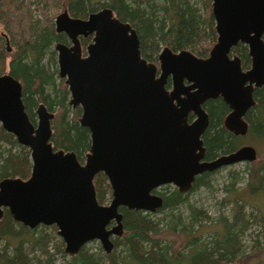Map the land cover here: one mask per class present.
I'll list each match as a JSON object with an SVG mask.
<instances>
[{
	"label": "water",
	"instance_id": "1",
	"mask_svg": "<svg viewBox=\"0 0 264 264\" xmlns=\"http://www.w3.org/2000/svg\"><path fill=\"white\" fill-rule=\"evenodd\" d=\"M212 13L218 37L209 56L166 46L159 75L158 66L142 57L136 30L111 8L87 18L67 10L58 14L56 30L71 40V45H55L59 75L66 79L70 103L82 107L80 124L91 132V147L84 163L74 151L55 149V113L40 103L35 126L22 83L9 73L0 75V123L30 149L32 160L28 179L0 181V218L8 208L29 228L56 225L69 255L93 240L109 253L112 237L124 231L121 207L156 212L164 205L153 192L158 187L174 184L187 192L199 174L255 161L252 145L204 161L201 136L209 124L203 105L217 97L231 109L227 129L248 132L245 115L256 104L255 88L264 85V0H212ZM90 35L93 41L83 56L80 37ZM239 42L248 45L252 59L246 71L238 56H229ZM191 111L197 118L190 123ZM100 172L111 185L108 204L97 199L94 178Z\"/></svg>",
	"mask_w": 264,
	"mask_h": 264
},
{
	"label": "trees",
	"instance_id": "2",
	"mask_svg": "<svg viewBox=\"0 0 264 264\" xmlns=\"http://www.w3.org/2000/svg\"><path fill=\"white\" fill-rule=\"evenodd\" d=\"M204 4L205 12L194 0H0V23L14 46L6 52L5 37L0 33V74L3 66L8 65V72L22 82L26 111L34 123L40 102L50 111H57L52 121L54 148L74 151L83 162L91 145L90 130L80 124L81 108L70 106L68 86L58 74L55 42L67 43L68 38L56 31V14L67 9L74 17L85 18L109 7L118 18L135 28L143 57L157 62L165 45L174 51L190 49L202 57L209 54L217 33L212 0H205ZM91 40L92 36L81 38L83 47ZM233 51L242 58L243 67H249L248 47L239 44ZM255 100L256 105L247 113L246 138L261 142L264 141V85L255 89ZM206 108L210 113V123L203 136L206 157L214 158L238 149L244 138L232 134L223 125L227 104L221 98L210 99ZM31 170L30 149L0 124V181L7 177L27 179ZM213 173L204 172L197 177L192 190L207 186L206 180ZM250 176L247 184L250 190L263 188L264 164ZM94 183L100 203L111 198V186L104 173H98ZM155 192L164 198V205L158 210L163 212L161 218H155L150 212L121 207L126 232L113 238V250L107 253L101 246L92 249L85 245L71 255L70 264H264V261L251 263V255L242 254L241 238L252 216L249 214L246 218L242 203L236 201L232 219L220 220L223 229L218 228L209 238H203L194 231V225L209 216L194 207L186 214L189 192H181L172 185ZM256 222H264V216H259ZM168 233L182 235L184 245L178 246L166 236ZM56 234L54 225L25 226L6 208L0 218V264H53L55 254L65 252L62 239L54 243ZM12 239L18 240L14 247ZM52 242L54 252L50 251Z\"/></svg>",
	"mask_w": 264,
	"mask_h": 264
},
{
	"label": "rangeland",
	"instance_id": "3",
	"mask_svg": "<svg viewBox=\"0 0 264 264\" xmlns=\"http://www.w3.org/2000/svg\"><path fill=\"white\" fill-rule=\"evenodd\" d=\"M194 1L201 5L203 12H205V0ZM0 32H5L1 23ZM3 43L5 51L8 52L6 49V41ZM10 46L14 48L11 40ZM8 70V65H5L3 66L2 73L8 72ZM63 81L65 82V79H63ZM70 106L72 107V105ZM72 115L73 114H70V116ZM56 116L57 111L55 112L53 120L56 119ZM242 137L244 138L242 145H252L255 147L257 151V159L253 162H239L215 171L207 178V186L200 185L196 189L189 191L188 200L190 205L187 206L185 212L186 214L189 213V210L194 207L203 210L205 214L209 216L207 219H200L199 222L194 225V231L197 234H201L203 238H209V236H211V234L218 228L223 229L220 220L232 219L233 213L236 209V201L242 203L246 218L249 214L252 215L249 217L250 225L241 238L244 251L242 254H250V261L252 263L264 261V222H256L259 216H264V187H258L259 189L253 191L248 188L247 184L250 180L251 172L256 168H261L264 164V141L260 142L251 138L247 139L246 135ZM159 189L162 190L163 187ZM110 201L111 198L106 200L103 204H108ZM162 214L163 212L159 211L153 213L155 218H161ZM200 225H203L202 228H199ZM56 235L57 238L54 240V243H57L58 241L60 242V239H62L58 235V232ZM166 236L172 238L178 246H182L185 243L184 237L178 233L177 235L168 233ZM255 241H257V244ZM17 242L18 240L12 239V246L14 247ZM87 245L92 249L101 246L100 242L97 240H94ZM54 246L55 245H53L52 242L50 245L51 252H54ZM62 246L65 248V243ZM42 259L45 258L42 257ZM71 260V255L66 252H59L55 254L53 264H70Z\"/></svg>",
	"mask_w": 264,
	"mask_h": 264
},
{
	"label": "flooded vegetation",
	"instance_id": "4",
	"mask_svg": "<svg viewBox=\"0 0 264 264\" xmlns=\"http://www.w3.org/2000/svg\"><path fill=\"white\" fill-rule=\"evenodd\" d=\"M103 9V8H102ZM65 10H67V9H64V10H62V11H60L58 14H60V13H62L63 11H65ZM99 10H101V9H99ZM99 10H97V11H99ZM68 11V10H67ZM94 12H96V11H94ZM69 13V12H68ZM58 14H56V16H55V19H56V17H57V15ZM70 14V13H69ZM213 14V13H212ZM71 15V14H70ZM72 16V15H71ZM72 17H74V16H72ZM88 17V16H87ZM87 17H85V18H87ZM78 18H83V17H78ZM55 19H54V23H55ZM214 21H215V19H214ZM133 27V26H132ZM55 28H56V24H55ZM134 28V27H133ZM135 29V28H134ZM216 29V28H215ZM57 31V30H56ZM137 32V31H136ZM1 34H2V36H4L5 37V41H6V48H7V51L8 52H10V51H12V47L10 46V37H9V35L6 33V32H0ZM60 33V32H59ZM61 33H64V32H61ZM216 33H217V31H216ZM66 36H67V38H68V42L67 43H65V42H62V41H58V42H61V43H65V44H67V45H71V40L69 39V37H68V35L66 34V33H64ZM138 34V33H137ZM90 36H92V40L87 44V46L86 47H83V45H82V42H81V38H83L84 36H81L80 37V42H81V45H82V52H83V56H86V55H88V51H87V47H88V45L93 41V35H90ZM89 37V36H88ZM139 37V36H138ZM217 37H218V34H217ZM84 38H87V37H84ZM263 39H264V35H263ZM140 40V39H139ZM216 41H217V39H216ZM58 42H55V45L58 43ZM216 43V42H215ZM214 43V44H215ZM239 44H244V43H241V42H239L236 46H238ZM244 45H246V44H244ZM167 45H165V46H163L162 47V49H161V51H160V53H159V56H160V54H161V52H162V50L164 49V47H166ZM236 46H234L233 48H232V50H231V52L229 53V56L232 58V57H234V56H238L239 58H240V60H241V66H242V69L244 70V71H246V70H248V69H250V67H251V62H250V65H249V67H247V68H244L243 67V62H242V58L239 56V54H237V53H235L233 50H234V48L236 47ZM247 47H248V45H246ZM169 47V46H168ZM213 47V46H212ZM212 47H211V49H212ZM170 48V47H169ZM54 49H55V46H54ZM171 49V48H170ZM211 49H210V51H211ZM182 50V49H181ZM188 50H190V49H188ZM55 51H56V49H55ZM140 51H141V48H140ZM174 51V50H173ZM180 51V50H179ZM191 51V50H190ZM210 51H209V54H210ZM175 52H177V51H175ZM193 52V51H192ZM194 53V52H193ZM56 54H57V63H58V52L56 51ZM195 54V53H194ZM209 54L206 56V57H202V56H199V55H197V56H199V57H202V58H207L208 56H209ZM248 54H249V48H248ZM142 55V54H141ZM249 56H250V54H249ZM142 57H143V55H142ZM143 58H145V57H143ZM250 58H251V56H250ZM146 59V58H145ZM147 60V59H146ZM148 62H151V61H149V60H147ZM251 61H252V59H251ZM152 63H155L157 66H158V74L157 75H159L160 74V60H159V57H158V61L157 62H152ZM6 73H9V72H5V73H1L0 75H2V74H6ZM9 74H11V73H9ZM58 74H59V65H58ZM12 75V74H11ZM60 76V75H59ZM15 77V76H14ZM16 78V77H15ZM61 78V77H60ZM16 79H18V78H16ZM62 79H65V78H62ZM19 80V79H18ZM66 80V79H65ZM20 81V80H19ZM21 82V81H20ZM22 83V82H21ZM170 83V86H168V84ZM65 84H66V81H65ZM67 85V84H66ZM22 86H23V84H22ZM68 86V85H67ZM166 87L168 88V89H171L172 88V81H171V78H169L168 79V82H167V84H166ZM255 89H257V88H255ZM68 90H69V88H68ZM22 92H23V90H22ZM70 92V91H69ZM217 98H221L222 99V97H217ZM254 98H255V90H254ZM22 99H23V95H22ZM212 99V98H211ZM213 99H216V98H213ZM70 100H71V95H70ZM208 100H210V99H208ZM207 100V101H208ZM223 100V99H222ZM207 101L204 103V105H203V107L205 108V110H206V112L208 113V115H209V123H210V113L208 112V110H207V108H206V103H207ZM224 101V100H223ZM23 102H24V100H23ZM40 103H43V102H40ZM39 103V104H40ZM69 103H70V101H69ZM38 104V105H39ZM45 104V103H44ZM24 105H25V103H24ZM38 105H37V107H38ZM46 105V104H45ZM70 105H72L71 103H70ZM256 105V104H255ZM254 105V106H255ZM47 106V105H46ZM80 108H81V115H82V107L80 106V105H78ZM78 106H76V107H78ZM228 106V105H227ZM253 106V107H254ZM72 107L73 108H76V107H74L73 105H72ZM48 108V107H47ZM25 109H26V106H25ZM251 109V108H250ZM249 109V110H250ZM248 110V111H249ZM36 111H37V108H36ZM248 111H247V113H248ZM27 112V111H26ZM52 112H54V111H52ZM231 112V109L229 108V106H228V111H227V113L225 114V116H224V118H223V125H224V127L227 129V127L225 126V119H226V117L229 115V113ZM55 113V112H54ZM247 113H246V115H245V119H246V121L248 122V120H247ZM28 114V113H27ZM81 115H80V118H81ZM28 116H29V114H28ZM36 117H37V119H36V123H34L31 119V121L33 122V124L36 126L37 125V123H38V116H37V113H36ZM30 118V117H29ZM80 118H79V122H80ZM197 118V116L194 114V112H190L189 113V117H188V121L191 123V122H193L194 121V119H196ZM53 121V120H52ZM1 124V123H0ZM248 124H249V122H248ZM208 126H209V124H208ZM208 126H207V128H208ZM207 128H206V130H207ZM52 129H53V127H52ZM206 130H205V132H206ZM228 130V129H227ZM229 132H231L230 130H228ZM248 131H249V127H248ZM205 132L202 134V136H201V139L203 140V146L206 148V151H205V154H204V157H203V159L202 160H204V161H210V160H213V159H215V158H217V157H219V156H221V155H224V154H219V155H217L216 157H214V158H207L206 157V154H207V146L205 145V140H204V138H203V136H204V134H205ZM232 134H234V135H236L235 133H233V132H231ZM248 133V132H247ZM247 133L245 134V135H247ZM53 134V133H52ZM245 135H236V136H245ZM90 137H91V132H90ZM17 139V138H16ZM242 146H245V145H241L239 148H241ZM90 147H91V145H90ZM238 148V149H239ZM238 149H236V150H238ZM90 150V149H89ZM236 150H234V151H236ZM89 152V151H88ZM87 152V153H88ZM233 152V151H232ZM87 153H86V155H87ZM231 153V152H230ZM226 154H228V153H226ZM30 157H31V152H30ZM85 159H86V156H85ZM85 159H84V161L83 162H81L80 160V162L81 163H84L85 162ZM226 167V166H225ZM223 168V167H222ZM222 168H220V169H222ZM220 169H218V170H220ZM218 170H215V171H218ZM215 171H212V172H215ZM31 172H32V170H31ZM203 174V173H202ZM202 174H199L197 177H199L200 175H202ZM31 176V175H30ZM197 177H196V179H197ZM28 179V178H27ZM95 179V178H94ZM196 181V180H195ZM195 181H194V183H195ZM109 182V181H108ZM193 183V184H194ZM95 184V183H94ZM110 184V183H109ZM167 185H173L174 187H176L174 184H167ZM111 186V185H110ZM166 185H162V186H160V187H158L157 189H155V190H160L159 188H161V187H165ZM177 188V187H176ZM112 190V189H111ZM155 190L153 191L154 193H156L155 192ZM179 190V189H178ZM192 190V188L189 190V191H191ZM189 191H187V192H189ZM156 194H158V193H156ZM158 195H161V194H158ZM162 196V195H161ZM163 197V196H162ZM111 199H112V196H111ZM101 204H103V203H101ZM5 209L6 208H4V211H5ZM8 209V208H7ZM9 210V209H8ZM147 212V211H146ZM157 212V211H156ZM150 213H155V212H150ZM11 214V213H10ZM13 217V216H12ZM124 219V218H123ZM21 223V222H20ZM123 224H124V221H123ZM40 226V225H39ZM45 226H47V225H45ZM49 226H53V225H49ZM54 226H56V225H54ZM28 227V226H27ZM57 227V226H56ZM57 232H58V228H57ZM125 232H126V230H125V225H124V231H123V234L121 235V236H123L124 234H125ZM59 235V234H58ZM115 237H119V236H113L112 237V240H113V238H115ZM63 240V239H62ZM94 241V240H93ZM98 241V240H97ZM64 242V241H63ZM92 242V241H91ZM90 243V242H89ZM88 243V244H89ZM101 244V243H100ZM87 245V244H86ZM85 246V245H84ZM101 247L103 248V246H102V244H101ZM103 250H104V248H103ZM65 251V250H64ZM105 251V250H104Z\"/></svg>",
	"mask_w": 264,
	"mask_h": 264
}]
</instances>
